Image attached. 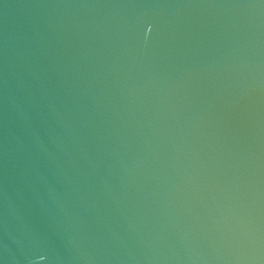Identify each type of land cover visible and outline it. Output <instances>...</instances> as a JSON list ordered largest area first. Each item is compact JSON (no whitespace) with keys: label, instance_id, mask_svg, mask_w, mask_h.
I'll return each instance as SVG.
<instances>
[{"label":"water","instance_id":"1","mask_svg":"<svg viewBox=\"0 0 264 264\" xmlns=\"http://www.w3.org/2000/svg\"><path fill=\"white\" fill-rule=\"evenodd\" d=\"M0 264H264V0H0Z\"/></svg>","mask_w":264,"mask_h":264}]
</instances>
